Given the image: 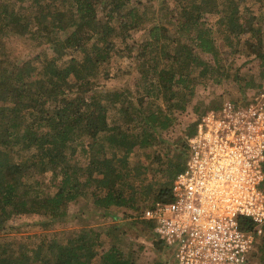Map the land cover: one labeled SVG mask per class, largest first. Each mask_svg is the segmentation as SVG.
I'll return each instance as SVG.
<instances>
[{
	"label": "trees",
	"instance_id": "trees-1",
	"mask_svg": "<svg viewBox=\"0 0 264 264\" xmlns=\"http://www.w3.org/2000/svg\"><path fill=\"white\" fill-rule=\"evenodd\" d=\"M228 1L222 7L220 0H184L179 14L171 9L169 22L175 23L173 29L158 15L142 10L143 0H35L44 6L39 16L12 0L3 5L0 64L10 60L2 43L8 32L39 40L54 54L45 55L37 64L15 62L0 69V231L14 215L40 214L51 222L61 220L70 214V203L87 197L100 217L112 219L109 212L113 207L137 209L140 217L145 207L173 200L174 180L184 171L189 157L187 140L174 148L177 160L161 171L165 180L153 202L140 209L136 207L137 195L146 169L130 154L138 147H163L162 130L176 119L175 111L184 109L194 97L196 87L210 79L221 81L223 64L215 29L208 17L202 18L206 13L218 14V23L234 32L239 28L240 10L233 5L234 0ZM144 29L149 37L140 44L145 58L140 62L141 79L147 85L137 89L141 107L139 100L137 106L136 98L124 91L113 93L100 87V77L115 39L126 40L130 31ZM244 29L261 33L252 25ZM249 47L261 61V76L247 80L244 92L262 88L264 80V45L249 42ZM204 54L209 55V60ZM196 70L200 72L193 75ZM178 89L181 94H177ZM160 95H165L170 105V112L163 117L152 98ZM223 102V97L218 96L204 106L201 115L188 126L186 136L192 137L202 117L220 109ZM112 105L118 106L114 116L110 113ZM77 147L87 156L86 166L75 160ZM21 150L30 153L15 161L13 152ZM108 150L118 157L108 156ZM170 154L171 148L161 156ZM30 169L39 174L51 171L55 189L46 193L40 182H31ZM139 221L147 234L156 236L153 221ZM240 225L247 229L251 222L241 217ZM105 227L108 236L122 231L117 223ZM61 233L66 236L65 242L44 240L31 252L15 239L0 237V264H91L99 253L102 264H138L116 244L100 250L102 234L95 226ZM157 244L162 246L164 242L158 240ZM256 250L251 251L246 264H257ZM259 251L258 264H264V245Z\"/></svg>",
	"mask_w": 264,
	"mask_h": 264
},
{
	"label": "rangeland",
	"instance_id": "rangeland-1",
	"mask_svg": "<svg viewBox=\"0 0 264 264\" xmlns=\"http://www.w3.org/2000/svg\"><path fill=\"white\" fill-rule=\"evenodd\" d=\"M7 1L0 0V15L2 7ZM34 1L12 0L13 4L17 6L22 5V7L28 8L33 14L39 16V9H42L44 6L36 4ZM143 1L145 2V6H141L142 10L144 9L149 15H158L162 23L167 22L166 25L173 29L175 23L169 22L172 13L171 9L174 10L175 15L179 14L178 11L184 0ZM228 2V0H220V5L222 7L227 6ZM233 2V5L240 10L239 28L234 32H230L227 26L218 23V20H220L218 14L211 15L206 13L202 18V20H206L208 17L215 29L214 37L220 46L223 64L221 81L217 83L210 79L196 87L194 97L187 101L184 109H177L175 111L176 119L171 123L169 128L162 130L163 147H159L158 149L138 147L134 154H130L131 159L134 161L140 160L146 169L142 174L145 180L143 179L144 182L140 183L141 188L137 195L136 207L139 209L147 203L153 202L154 195L165 180L164 173H161V171L168 168L171 163L177 160V155L173 154L176 146H182L186 140L189 144L186 130L201 115L204 110L203 107L218 96H222L223 100L236 96L242 97L245 93L244 88L247 80H251L252 78L258 79L261 76V61L249 47V42L264 45V0H234ZM166 6L169 7L168 10H164ZM250 25L256 30L260 29L261 33L259 34L254 31L245 32L246 29L244 28H249ZM148 37L149 33L147 29H144L130 31L126 40L120 37L116 38L114 41L115 47L105 67L102 69L103 73L100 77V87L105 88L107 92H126L129 97L136 98L134 102L137 106L139 102L141 103L140 99H142L138 95L137 89H143V85L144 87L147 86L141 79L140 62L145 60V58L141 56L140 44L148 39ZM2 43H4L5 52H8L10 60H5L0 64L1 70L11 67L15 62L18 64H37L45 55L54 54L51 48H48L41 41L34 40L30 36H20L8 32V34L6 33L2 37ZM171 46H173V43ZM197 54L202 55L200 52ZM203 56L206 60H209L208 54H204ZM78 57L82 58V55L78 54ZM159 68L161 69L162 67L159 66ZM198 72L200 71L196 70L192 73L193 75H197ZM262 84L264 85V80H262ZM127 88L130 89V92L126 90ZM177 94H181L180 89H178ZM152 98L162 110L160 117L166 116L170 112V105H167L165 95H160L158 98L153 96ZM142 106L143 104L141 103ZM110 109L112 115L117 114L116 109H118V106L113 107L112 105ZM169 148H171L170 156L162 158L161 153L165 155ZM29 153L27 150L14 151L12 157L15 161H20ZM107 153L108 156L116 155L118 157L111 150H108ZM74 157L78 164L82 166L87 165L88 159L81 147L76 148ZM28 174L31 176L29 179L31 182H40L39 185L44 188V192L47 193L55 189V185L51 181V171L39 174L34 169H30ZM88 198L70 203L68 207L70 214L54 222L48 221L47 217L40 214L14 215L8 220L4 229L0 231V237L3 240L15 239L21 246H25L31 252L44 240L55 239L58 242H65L66 236L61 233L62 230L95 226L102 234L100 241L103 243V246L100 247V250H105L112 244H116L121 247L124 253L133 256L138 264H165L166 261L169 264H176L172 251L165 244L162 246L158 245L157 237L145 232L143 229L144 225L139 221L141 218L138 216L139 211L137 209L131 210L124 207H113L109 215L114 216V219L104 216L100 217L99 213H97L98 210H96ZM44 221L46 224L42 225ZM114 223L119 224L122 227V231L114 232L111 236L106 235L105 230L107 227L105 226ZM261 245H264V232L262 236L258 237L255 246L258 253H256L254 260L257 264L261 260V252L259 251ZM91 264H102L101 253L92 260Z\"/></svg>",
	"mask_w": 264,
	"mask_h": 264
},
{
	"label": "built area",
	"instance_id": "built-area-1",
	"mask_svg": "<svg viewBox=\"0 0 264 264\" xmlns=\"http://www.w3.org/2000/svg\"><path fill=\"white\" fill-rule=\"evenodd\" d=\"M263 184L264 85L202 117L173 200L145 207L140 218L155 223L176 264H246L264 232Z\"/></svg>",
	"mask_w": 264,
	"mask_h": 264
}]
</instances>
